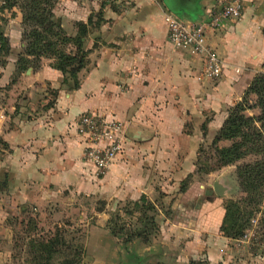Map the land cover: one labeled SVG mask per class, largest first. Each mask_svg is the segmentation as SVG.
I'll list each match as a JSON object with an SVG mask.
<instances>
[{"label": "crops", "instance_id": "0c3cea01", "mask_svg": "<svg viewBox=\"0 0 264 264\" xmlns=\"http://www.w3.org/2000/svg\"><path fill=\"white\" fill-rule=\"evenodd\" d=\"M217 2L59 0L67 34H75V22L87 24V64L78 72L76 89L61 84L63 75L49 58H42L36 69L23 70L17 81L12 80L16 56L1 69L0 138L6 144L0 145L1 196L12 207L34 206L42 212L80 211L76 202L81 199L99 200L95 215L100 217L118 201L133 209L142 196L154 203L190 175L172 206L181 200L174 214L179 218L167 219L161 244L152 242L148 248L159 247L170 256L166 259L178 263L200 258L209 264L226 262L232 242L220 231L222 199L207 196L192 210L185 204L203 194L194 190L193 177L201 144L215 137L262 70L264 0H244L240 18L206 30L207 43L223 63L221 75L211 79L201 76L198 55L168 42L163 18L171 12L203 20ZM54 89L57 95L46 106ZM86 111L124 127L123 151L105 174H96L83 157L85 142L76 119ZM108 221L102 223L104 231L118 238Z\"/></svg>", "mask_w": 264, "mask_h": 264}, {"label": "rangeland", "instance_id": "374dc122", "mask_svg": "<svg viewBox=\"0 0 264 264\" xmlns=\"http://www.w3.org/2000/svg\"><path fill=\"white\" fill-rule=\"evenodd\" d=\"M19 3L25 6L28 2L26 0H0V27L9 42L8 50L0 55V73L9 58L16 56L17 60L19 55H22L25 46L22 35L28 29L23 23V10ZM29 10L35 12L28 8ZM50 10L55 21L65 30L59 14V0L52 2ZM15 43H17L16 46ZM17 48L21 49L18 53ZM41 60L39 66H41ZM22 65H24L23 62H21V67ZM21 72L23 70L18 67L12 80L17 81ZM9 86L10 84L6 87ZM1 88L3 86H0V90ZM3 97L0 91V104L4 100ZM248 99L254 102L255 96L250 95ZM257 113L258 109L245 112L246 115ZM212 141L213 139L203 142L199 148V151L200 149L202 151L201 153L198 151L197 154L193 174L197 187L194 190L203 194L185 204L190 207V210L207 196L220 197L222 206L226 200H235L244 196L238 183L236 166L243 161L253 160L255 157L248 156L244 160L221 166L220 160L214 154ZM230 142L220 140L217 146H228ZM0 176H2V171H0ZM214 181L221 183L225 191L224 196H219L213 191ZM180 187L181 184L178 188L176 187L178 191L174 188L167 193H161L154 202V210L146 212L148 215L154 214L155 225L150 234L146 233L147 224L140 222V210L133 209L131 204L126 203L127 201H118L109 205L104 208L105 213L97 217L95 212L101 206L99 200L81 199L76 202L80 211L46 208L42 212L37 208L34 209V206H30L29 209H21L18 205L12 207L6 195L2 197L0 192V204L3 206V209L0 207V264H67V261H71V264H209L203 258L188 259L178 263L172 258L166 259V256H170L165 255L161 248H148L151 245L149 243L152 242L161 244L160 241L164 237L162 228L167 219L179 218L175 215L177 211L179 212L181 200L176 201L175 209L172 206L180 192ZM208 189L212 191L209 195H205L204 192ZM182 212L188 214L183 210ZM260 217L261 213H257L250 219L249 226L242 236L229 239L232 244L229 245L227 261L214 264H264V236L261 231ZM106 219H111L117 223L118 227H122L120 237L111 238L110 233L104 231L106 227L102 223H105ZM92 223L98 227L92 226ZM127 235H130L128 240ZM49 249H52L50 253H48Z\"/></svg>", "mask_w": 264, "mask_h": 264}, {"label": "trees", "instance_id": "16d2710c", "mask_svg": "<svg viewBox=\"0 0 264 264\" xmlns=\"http://www.w3.org/2000/svg\"><path fill=\"white\" fill-rule=\"evenodd\" d=\"M26 1L28 3L25 6L19 3L23 10V23L28 30L22 35L25 46L22 55L16 60L17 68L26 70L31 64V67L36 69L41 58L52 59L51 66L63 75L61 84L68 89H76L79 86L78 72L87 64V24L75 22L76 32L69 35L61 24L55 21L50 10L52 2L56 0ZM28 8L35 12L28 11ZM8 48L9 42L0 27V55ZM21 62L24 63L22 67ZM56 95L57 90L50 91L51 99L46 106L53 103ZM250 95L255 96L254 102L249 101ZM251 109H258V113L246 115L245 112ZM220 140L231 142L228 146L219 147L217 143ZM212 142L214 154L220 160L221 166L244 160L248 156L255 157L236 166L238 183L244 196L224 202L220 231L229 239L240 237L249 226L250 219L261 213V231L264 236V62L262 70L250 81L242 99L231 107ZM0 145L6 146L1 138ZM201 151L202 149L199 153ZM188 178L190 175L181 183L180 191L185 189ZM135 208L140 210V222L147 224L146 233L150 234L155 225L154 214L148 215L146 212L154 210V203L142 196L140 202L135 203ZM108 225L111 234L120 237L122 227H118L111 219ZM126 238L130 239V235ZM51 251L52 249H49L48 253ZM67 264H71V261H67Z\"/></svg>", "mask_w": 264, "mask_h": 264}, {"label": "built area", "instance_id": "2783aa9c", "mask_svg": "<svg viewBox=\"0 0 264 264\" xmlns=\"http://www.w3.org/2000/svg\"><path fill=\"white\" fill-rule=\"evenodd\" d=\"M243 3L244 0H218L207 17L199 21L185 20L174 13L165 12L166 39L173 47L189 50L199 56L203 78H216L222 73L223 63L207 43L206 30L240 18ZM76 131L85 142L84 159L93 164L96 174H105L116 156L123 151L126 140L123 124L119 120L86 111L77 117Z\"/></svg>", "mask_w": 264, "mask_h": 264}, {"label": "water", "instance_id": "95a60500", "mask_svg": "<svg viewBox=\"0 0 264 264\" xmlns=\"http://www.w3.org/2000/svg\"><path fill=\"white\" fill-rule=\"evenodd\" d=\"M127 135V134H126ZM212 190L209 191V189L206 191V193H210ZM213 191L219 195V196H224L225 191L223 186L221 185V183H219V181H214L213 182Z\"/></svg>", "mask_w": 264, "mask_h": 264}]
</instances>
